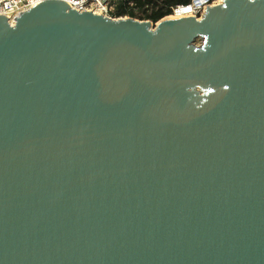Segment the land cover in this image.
<instances>
[{
    "label": "water",
    "instance_id": "obj_1",
    "mask_svg": "<svg viewBox=\"0 0 264 264\" xmlns=\"http://www.w3.org/2000/svg\"><path fill=\"white\" fill-rule=\"evenodd\" d=\"M166 18L0 17V264H264V0Z\"/></svg>",
    "mask_w": 264,
    "mask_h": 264
},
{
    "label": "built area",
    "instance_id": "obj_2",
    "mask_svg": "<svg viewBox=\"0 0 264 264\" xmlns=\"http://www.w3.org/2000/svg\"><path fill=\"white\" fill-rule=\"evenodd\" d=\"M52 0H0V17L8 19L11 25H14L17 19L24 13L30 11L37 5ZM66 3L71 9L80 13L92 12L109 19L118 20L124 17L115 15L116 3L118 0H55ZM193 1H200L194 3ZM210 0H192L191 5L194 7L193 17L201 19L208 7L216 5ZM180 6L173 9V14L177 12ZM172 14V15H173ZM170 15V16H172Z\"/></svg>",
    "mask_w": 264,
    "mask_h": 264
},
{
    "label": "trees",
    "instance_id": "obj_3",
    "mask_svg": "<svg viewBox=\"0 0 264 264\" xmlns=\"http://www.w3.org/2000/svg\"><path fill=\"white\" fill-rule=\"evenodd\" d=\"M191 3L192 0H118L115 15L158 23L172 15L176 7L187 6Z\"/></svg>",
    "mask_w": 264,
    "mask_h": 264
},
{
    "label": "bare ground",
    "instance_id": "obj_4",
    "mask_svg": "<svg viewBox=\"0 0 264 264\" xmlns=\"http://www.w3.org/2000/svg\"><path fill=\"white\" fill-rule=\"evenodd\" d=\"M196 2L200 3V1H196ZM194 7L196 6L190 5V6L180 7L175 14H173L170 17H167L165 20H183L185 18H192Z\"/></svg>",
    "mask_w": 264,
    "mask_h": 264
},
{
    "label": "rangeland",
    "instance_id": "obj_5",
    "mask_svg": "<svg viewBox=\"0 0 264 264\" xmlns=\"http://www.w3.org/2000/svg\"><path fill=\"white\" fill-rule=\"evenodd\" d=\"M224 1H225V0H214L213 3H216V5H218V4H223ZM124 18H131V17H129V16H124ZM136 20H139V19H136ZM140 21H141V20H140ZM149 22H151V21H149ZM156 25H157L156 23L151 22V28H152V29H155V28H156ZM194 44H195L196 46H198V47H201V45H202V40H201V39H197V40L194 42ZM196 91H197L198 94H205V93L207 92V91L202 90V89H197Z\"/></svg>",
    "mask_w": 264,
    "mask_h": 264
}]
</instances>
